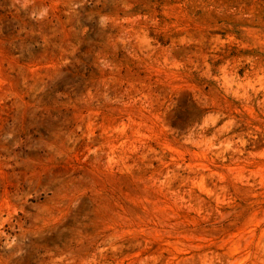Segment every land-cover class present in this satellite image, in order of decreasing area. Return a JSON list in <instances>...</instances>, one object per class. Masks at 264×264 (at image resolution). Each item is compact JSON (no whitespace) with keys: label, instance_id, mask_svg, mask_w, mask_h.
Listing matches in <instances>:
<instances>
[{"label":"rangeland","instance_id":"374dc122","mask_svg":"<svg viewBox=\"0 0 264 264\" xmlns=\"http://www.w3.org/2000/svg\"><path fill=\"white\" fill-rule=\"evenodd\" d=\"M0 264H264V0H0Z\"/></svg>","mask_w":264,"mask_h":264},{"label":"clouds","instance_id":"9594fccd","mask_svg":"<svg viewBox=\"0 0 264 264\" xmlns=\"http://www.w3.org/2000/svg\"><path fill=\"white\" fill-rule=\"evenodd\" d=\"M47 11L46 8H42L38 13L34 12L32 15L35 19H43L47 15Z\"/></svg>","mask_w":264,"mask_h":264}]
</instances>
